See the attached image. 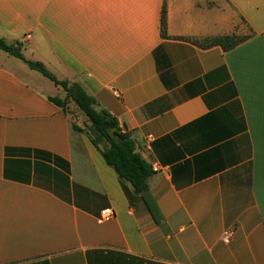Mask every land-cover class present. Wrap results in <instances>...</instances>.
Here are the masks:
<instances>
[{
    "label": "crops",
    "instance_id": "crops-1",
    "mask_svg": "<svg viewBox=\"0 0 264 264\" xmlns=\"http://www.w3.org/2000/svg\"><path fill=\"white\" fill-rule=\"evenodd\" d=\"M0 38L118 119L162 216L0 50V264H264V0H0Z\"/></svg>",
    "mask_w": 264,
    "mask_h": 264
},
{
    "label": "trees",
    "instance_id": "trees-1",
    "mask_svg": "<svg viewBox=\"0 0 264 264\" xmlns=\"http://www.w3.org/2000/svg\"><path fill=\"white\" fill-rule=\"evenodd\" d=\"M165 21L166 10L164 8L162 12L163 34L165 33ZM244 40L245 38L236 36H224L204 41H193V43L202 49L221 46L228 51ZM0 50L24 61L32 70L40 73L65 91L66 97L64 99L55 97L50 99L51 102L65 112H68L70 103H74L77 106L78 110L87 119L88 124L85 128H81L73 123V130L84 133L119 177L132 184L135 193L141 196L153 219L159 223L162 216L149 189V179L154 174V170L137 153L135 142L131 137L122 132L118 119L105 110L97 109L95 98L89 95L81 84L59 81L44 64L28 61L23 55L21 44H8L4 39L0 38Z\"/></svg>",
    "mask_w": 264,
    "mask_h": 264
},
{
    "label": "built area",
    "instance_id": "built-area-1",
    "mask_svg": "<svg viewBox=\"0 0 264 264\" xmlns=\"http://www.w3.org/2000/svg\"><path fill=\"white\" fill-rule=\"evenodd\" d=\"M101 215L104 217V218H110L112 217L113 213L111 212V210H105V211H102ZM229 234L226 233V237H228Z\"/></svg>",
    "mask_w": 264,
    "mask_h": 264
},
{
    "label": "rangeland",
    "instance_id": "rangeland-1",
    "mask_svg": "<svg viewBox=\"0 0 264 264\" xmlns=\"http://www.w3.org/2000/svg\"><path fill=\"white\" fill-rule=\"evenodd\" d=\"M70 83H72V82H70ZM70 104H72V103H70ZM73 107L75 109V106H73ZM68 109H69V112L70 113L76 114V110H74L73 112L71 111V106L69 107V105H68Z\"/></svg>",
    "mask_w": 264,
    "mask_h": 264
}]
</instances>
